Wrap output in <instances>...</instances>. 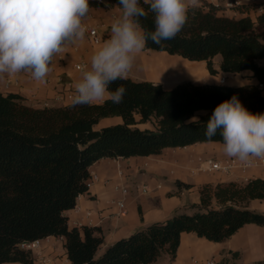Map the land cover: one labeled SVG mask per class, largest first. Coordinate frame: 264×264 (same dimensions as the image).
<instances>
[{
    "label": "trees",
    "instance_id": "16d2710c",
    "mask_svg": "<svg viewBox=\"0 0 264 264\" xmlns=\"http://www.w3.org/2000/svg\"><path fill=\"white\" fill-rule=\"evenodd\" d=\"M90 7L118 6V0H89ZM141 4L145 9L148 5ZM257 3L237 5L246 15L229 16L203 1L190 7L188 21L174 38L145 49L166 51L189 60H205L211 74L219 70L213 58L221 55L220 70H250L264 84V5L256 18ZM154 30V16L142 19ZM123 85V103L107 98L90 106L34 107L16 92H0V264H33L32 250L21 247L47 236H63L73 264H153L163 253L173 258L183 232L219 242L247 223L264 227V212L247 207L251 199H264V178L246 182L205 183L193 213L176 212L97 250L104 239L100 228L69 227L65 211L88 191L90 166L102 158L159 154L167 147L219 141L205 137L206 122L215 107L236 95L252 113L264 112V93L258 85H229L183 81L173 88L130 77L117 80L110 91ZM201 111L200 113H197ZM136 114L140 119H136ZM120 116L122 122L95 126L104 117ZM154 116L156 129H141L138 122ZM196 118V119H194ZM179 187L190 184L176 181ZM216 203V206L213 203ZM236 258L239 253L232 252ZM219 264H233L222 260ZM257 264H264L260 261Z\"/></svg>",
    "mask_w": 264,
    "mask_h": 264
},
{
    "label": "crops",
    "instance_id": "0c3cea01",
    "mask_svg": "<svg viewBox=\"0 0 264 264\" xmlns=\"http://www.w3.org/2000/svg\"><path fill=\"white\" fill-rule=\"evenodd\" d=\"M203 1L220 7L226 15L236 17L246 15L237 5L257 3V9L250 11L254 19L263 10L264 5V0H197V5H201ZM231 1H236V5H229ZM90 8L89 16L84 22L97 28L99 35L103 36L100 43H92L85 35L82 41L70 45L66 49L65 60L52 63L51 71L43 82L35 81L27 73L0 74V92L19 93L25 97L26 104L34 107L71 103L62 96L61 100L56 101L63 82L71 80L75 84L79 80L82 70L76 69L75 63L81 62L90 66L92 54L110 37L112 22L121 15L119 6ZM220 61L221 55L213 58L214 67L219 71L211 74L205 60L193 61L166 51L144 49L136 55L128 77L137 81L162 84L167 89L183 81L229 85H241V82L247 81V84L259 86V80L251 75L250 70L239 73L223 72L220 70ZM261 63L264 64V60ZM261 89L264 93V84ZM136 119H140L139 114H136ZM120 122V116H109L102 118L95 127ZM136 126L141 129H156V118L152 116L145 122H138ZM230 158L232 157L224 153L222 142L208 141L184 147H167L159 154L147 156L99 159L90 166L91 176L96 174L98 179L92 182L87 192L77 197L73 208L65 211L68 225L80 230L84 226L100 228L104 239L97 250V255H100L118 239L154 222H163L176 212L190 214L197 211L200 203L199 188L205 183L246 182L251 178H264V164L247 167L240 165L230 172L201 168V160L224 162ZM256 159L258 158L252 160ZM177 180L191 186L179 187ZM123 185L129 188L128 195H123L118 188ZM121 199L125 201L124 213H120L121 209L117 204ZM213 205L216 206V203ZM246 205L264 212V199H251ZM232 252H238L239 255L234 258ZM31 253L33 264H73L68 258L63 236L50 235L39 239ZM207 259H213L215 264L222 260L233 264H257L264 261V227L247 223L229 238L219 242L200 237L194 232H183L176 256L173 258L169 253H163L153 264H194L195 260Z\"/></svg>",
    "mask_w": 264,
    "mask_h": 264
},
{
    "label": "clouds",
    "instance_id": "9594fccd",
    "mask_svg": "<svg viewBox=\"0 0 264 264\" xmlns=\"http://www.w3.org/2000/svg\"><path fill=\"white\" fill-rule=\"evenodd\" d=\"M143 4L148 9L141 0H118L121 15L74 84L71 106H90L105 97L113 104L123 103L126 88L120 85L110 91V85L128 78L148 40L162 45L174 39L197 0H143ZM90 11L89 0H0V74L27 73L43 82L53 59L85 38L84 21ZM149 13L154 16V30L142 25ZM218 132L227 156L248 163L264 159V112H250L236 95L218 104L206 122V138L211 140Z\"/></svg>",
    "mask_w": 264,
    "mask_h": 264
},
{
    "label": "built area",
    "instance_id": "2783aa9c",
    "mask_svg": "<svg viewBox=\"0 0 264 264\" xmlns=\"http://www.w3.org/2000/svg\"><path fill=\"white\" fill-rule=\"evenodd\" d=\"M229 5L234 6L236 5V1H231L229 3ZM85 25L87 26V31H86V35L89 37V39L91 40L92 43L97 44L100 43L103 40V36L99 35L98 30L95 26L91 25L90 23L84 22ZM75 49H77V47H75ZM67 52L65 50L64 53H61L59 55H57L52 63H58V62H63L66 58ZM75 68L78 70H83V68L85 67V65L81 62L79 63H75ZM74 83L71 80H66L63 82V86L61 88V90L59 91V95L56 97V101L61 100V98L63 97L64 100L71 102L72 101V97L74 94ZM263 86V83L259 84V87L261 88ZM62 96V97H61ZM70 104V103H69ZM202 165L201 168L202 169H206V170H221L224 172H230L233 168L237 167V166H251V165H260V164H264V159L262 158H258L256 160H252L250 163L248 162H240L238 159L236 158H230L224 162L222 161H217V160H213V159H206L204 161L201 160ZM98 179V176L96 174H93L92 176H90V178L87 180V185L88 187L91 186L92 182L94 180ZM123 195H128L129 193V188L127 186H119L118 187ZM117 204L119 206V208L121 209L120 213H124L125 212V201L124 199L118 200ZM38 244V240L35 241H30V242H23L21 244V247L27 250H32L34 249ZM194 264H215V261L213 259H207L205 261L202 260H195Z\"/></svg>",
    "mask_w": 264,
    "mask_h": 264
},
{
    "label": "bare ground",
    "instance_id": "6f19581e",
    "mask_svg": "<svg viewBox=\"0 0 264 264\" xmlns=\"http://www.w3.org/2000/svg\"><path fill=\"white\" fill-rule=\"evenodd\" d=\"M192 69H193V68H192ZM183 70H185V69H182V71H183ZM187 71H188V70H187ZM191 71H193V70H191ZM194 74H195V73H194ZM181 77H182V76H181Z\"/></svg>",
    "mask_w": 264,
    "mask_h": 264
},
{
    "label": "rangeland",
    "instance_id": "374dc122",
    "mask_svg": "<svg viewBox=\"0 0 264 264\" xmlns=\"http://www.w3.org/2000/svg\"><path fill=\"white\" fill-rule=\"evenodd\" d=\"M31 250V249H30Z\"/></svg>",
    "mask_w": 264,
    "mask_h": 264
}]
</instances>
